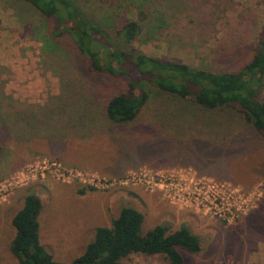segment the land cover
Masks as SVG:
<instances>
[{"label": "rangeland", "instance_id": "374dc122", "mask_svg": "<svg viewBox=\"0 0 264 264\" xmlns=\"http://www.w3.org/2000/svg\"><path fill=\"white\" fill-rule=\"evenodd\" d=\"M70 1L111 38L120 25L139 22L141 35L123 50L211 72L241 71L264 34V0ZM57 25L30 3L0 0V181L25 161L57 154L66 141L70 153L57 160L68 167L185 169L261 196L248 214L218 220L142 189L80 194L77 184L39 182L0 204V264H19L10 251L12 219L31 192L43 203L42 243L59 262L83 254L96 228L110 227L129 207L144 215L143 234L187 227L200 239L199 253L179 249L185 264H264V137L232 108L204 109L152 85L134 122L104 124L108 102L128 92L130 80L91 71L70 35L55 36ZM79 123L80 140H64ZM122 264L170 263L134 254Z\"/></svg>", "mask_w": 264, "mask_h": 264}, {"label": "trees", "instance_id": "16d2710c", "mask_svg": "<svg viewBox=\"0 0 264 264\" xmlns=\"http://www.w3.org/2000/svg\"><path fill=\"white\" fill-rule=\"evenodd\" d=\"M30 3L43 15L58 19L56 37L70 35L89 61L91 71L113 77L127 76L129 91L114 96L107 104V116L117 124L134 122L150 98L148 85L191 101L208 110L232 108L242 115L264 137V34L259 35L254 55L239 72H211L180 62L168 61L139 52L122 49L142 33L137 21H127L117 29L115 38L91 23L70 0H21ZM0 145V154H1ZM86 190H79L85 194ZM41 198L34 192L14 216L15 237L10 251L19 264H122L131 255L163 257L170 264H185L179 249L196 254L200 239L189 228L170 232L157 226L143 234L145 217L134 208H123L110 227H98L94 240L85 252L72 262L55 259L41 240Z\"/></svg>", "mask_w": 264, "mask_h": 264}, {"label": "built area", "instance_id": "2783aa9c", "mask_svg": "<svg viewBox=\"0 0 264 264\" xmlns=\"http://www.w3.org/2000/svg\"><path fill=\"white\" fill-rule=\"evenodd\" d=\"M77 184L99 192L142 189L159 193L180 210L195 209L218 220H235L256 207L260 190L246 192L232 185H219L212 180L197 178L185 169H154L141 167L122 176L109 177L75 167L57 159L40 157L0 181V204L6 203L19 190L39 182Z\"/></svg>", "mask_w": 264, "mask_h": 264}, {"label": "crops", "instance_id": "0c3cea01", "mask_svg": "<svg viewBox=\"0 0 264 264\" xmlns=\"http://www.w3.org/2000/svg\"><path fill=\"white\" fill-rule=\"evenodd\" d=\"M263 98V99H262ZM261 100L264 101V90L262 91V95H261ZM110 120L109 118L107 119V121L103 122L104 124L105 123H108ZM98 124V123H97ZM88 126H91V125H88ZM86 132H90V131H86ZM82 136V131H81V123H79L78 126H76L73 130H70L68 131L65 136H64V140L67 139L68 140H80ZM108 138L110 139L109 137V134L105 132V140L107 141ZM70 147L66 146V141L63 142V146L59 148L57 154L53 155V154H49V155H40V156H37V157H34L32 160H29V161H25L23 164H21L20 166H18L13 172L5 175L3 179L11 176L12 174H14L15 172H17L18 170H20L21 168H23L26 164L32 162L33 160L37 159V158H40V157H50V158H54V159H58V158H61L60 156H64V153L67 152V153H70L68 152V149ZM101 167V166H100ZM98 167H92L91 169L87 168L85 170H91L93 172H99L103 175H106V174H109L107 176H110V177H116V176H122L124 175L125 173H127V171L131 170V169H128V170H125V169H122L120 168L119 166V163L115 164L113 162H106L105 164L102 165L101 168H98L99 171H94L96 170ZM15 196V195H14ZM24 206V205H23ZM22 209V208H21ZM20 209V210H21ZM19 210V211H20ZM17 211V213L19 212ZM16 213V214H17ZM15 214V215H16ZM14 218V217H13ZM13 220V219H12ZM16 233V232H15Z\"/></svg>", "mask_w": 264, "mask_h": 264}]
</instances>
